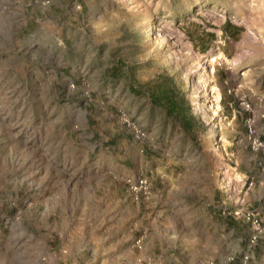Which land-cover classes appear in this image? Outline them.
<instances>
[{
	"label": "rangeland",
	"instance_id": "obj_1",
	"mask_svg": "<svg viewBox=\"0 0 264 264\" xmlns=\"http://www.w3.org/2000/svg\"><path fill=\"white\" fill-rule=\"evenodd\" d=\"M263 152L264 0H0V264H264Z\"/></svg>",
	"mask_w": 264,
	"mask_h": 264
},
{
	"label": "trees",
	"instance_id": "obj_2",
	"mask_svg": "<svg viewBox=\"0 0 264 264\" xmlns=\"http://www.w3.org/2000/svg\"><path fill=\"white\" fill-rule=\"evenodd\" d=\"M156 92L151 98L154 104L164 107L167 116H171L186 133L190 134L193 129V117L188 113V105L181 96L167 85H158Z\"/></svg>",
	"mask_w": 264,
	"mask_h": 264
},
{
	"label": "built area",
	"instance_id": "obj_3",
	"mask_svg": "<svg viewBox=\"0 0 264 264\" xmlns=\"http://www.w3.org/2000/svg\"><path fill=\"white\" fill-rule=\"evenodd\" d=\"M251 147L253 149H257V147L260 145V142L259 141H252L250 143ZM263 155H264V152H263ZM262 168H264V162L262 163ZM125 183L128 184V186L130 187V189L133 191V192H137L138 190L142 189L143 192L146 193V187H147V183H146V179L144 177H138L134 182H131L130 179L126 178L124 179ZM246 219H249V217L247 216ZM251 222L252 223H255L256 222V219H251ZM253 240L251 239V242ZM138 242V241H136ZM243 258H247V254L245 253L243 255Z\"/></svg>",
	"mask_w": 264,
	"mask_h": 264
}]
</instances>
